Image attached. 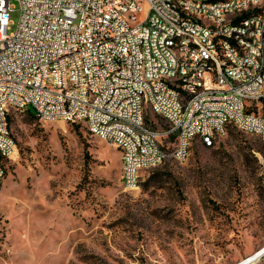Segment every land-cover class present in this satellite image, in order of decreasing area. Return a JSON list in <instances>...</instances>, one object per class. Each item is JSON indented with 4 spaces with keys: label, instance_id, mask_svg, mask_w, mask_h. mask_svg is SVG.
Wrapping results in <instances>:
<instances>
[{
    "label": "built area",
    "instance_id": "2783aa9c",
    "mask_svg": "<svg viewBox=\"0 0 264 264\" xmlns=\"http://www.w3.org/2000/svg\"><path fill=\"white\" fill-rule=\"evenodd\" d=\"M12 2L19 19L9 33ZM261 5L264 0H0V184L3 162L16 153L10 112L28 107L42 121L91 125L92 136L118 149L121 182L129 190L138 189L133 166L143 173L169 153L184 162L185 140L226 135V124L242 133L253 129L264 142V118L255 112L264 100ZM232 7H241V14L231 16ZM246 27H253V38L244 39ZM185 30L196 31V38L178 42ZM212 31H222L232 47L216 42ZM236 32H243L241 46H234ZM191 42H200L203 55L216 54L220 77L193 62ZM59 50H68V57H59ZM198 75L206 76V87H198ZM179 78L186 85L174 87ZM177 92H184L183 105H175ZM181 106H188L187 115H180ZM112 115L128 116L143 137L110 124Z\"/></svg>",
    "mask_w": 264,
    "mask_h": 264
},
{
    "label": "rangeland",
    "instance_id": "374dc122",
    "mask_svg": "<svg viewBox=\"0 0 264 264\" xmlns=\"http://www.w3.org/2000/svg\"><path fill=\"white\" fill-rule=\"evenodd\" d=\"M9 19L11 33L16 2ZM27 110L10 112L16 153L3 162L0 264H236L264 247L256 135L228 127L211 147L192 142L186 161L141 170L129 190L115 146ZM255 112L264 118V100Z\"/></svg>",
    "mask_w": 264,
    "mask_h": 264
},
{
    "label": "bare ground",
    "instance_id": "6f19581e",
    "mask_svg": "<svg viewBox=\"0 0 264 264\" xmlns=\"http://www.w3.org/2000/svg\"><path fill=\"white\" fill-rule=\"evenodd\" d=\"M232 0H222V5H230ZM241 14V7H232L231 16H238ZM259 17L264 18V5H261L259 10ZM198 20H206V13H198ZM190 38H196V31L194 30H185V32L178 33V42L189 41ZM212 38H215L216 42H224L225 47H232V40L225 39V34H222V31H212ZM253 38V27H246L244 31V39ZM241 40H243V32H236L234 36V46H241ZM174 50H182V43H174ZM190 50L193 51V62L198 65H209V75L212 77H220V68L216 65V54H205L201 53L200 42H191ZM59 57H68V50H59ZM174 70H181V63H174ZM223 72H230V65H223ZM186 85V78H179L174 80V87H181ZM198 87H206V76L198 75ZM184 103V92H177L175 94V105H183ZM188 114V106L180 107V115ZM110 124H120V126H128V133L133 137H143V130L140 127L129 126V117L128 116H119L112 115L110 117ZM89 133H91V125H85ZM184 126H191V119H184ZM228 127H233V124H226V131ZM239 130V128H236ZM244 133L256 135V132H253V129H244ZM224 134L223 131H214L213 134H208L207 139H200V143L204 147H211L217 139L222 137ZM192 140H185L183 158L186 161L189 157L190 148ZM258 164L260 167L261 176L264 177V154H258ZM176 162L182 163L181 157L178 153H169V156ZM161 164V163H160ZM154 167H146V169H151ZM140 166H133L134 174V184H137L139 188L140 184ZM1 185V184H0ZM264 255V247L257 250L247 258L241 260L236 264H251L259 257Z\"/></svg>",
    "mask_w": 264,
    "mask_h": 264
},
{
    "label": "crops",
    "instance_id": "0c3cea01",
    "mask_svg": "<svg viewBox=\"0 0 264 264\" xmlns=\"http://www.w3.org/2000/svg\"><path fill=\"white\" fill-rule=\"evenodd\" d=\"M141 176V175H140Z\"/></svg>",
    "mask_w": 264,
    "mask_h": 264
}]
</instances>
